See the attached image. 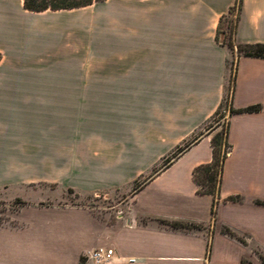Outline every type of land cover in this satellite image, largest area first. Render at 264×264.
<instances>
[{
	"label": "crops",
	"instance_id": "0c3cea01",
	"mask_svg": "<svg viewBox=\"0 0 264 264\" xmlns=\"http://www.w3.org/2000/svg\"><path fill=\"white\" fill-rule=\"evenodd\" d=\"M125 1L97 64L71 60L63 9L0 0V264H77L102 245L115 264H264V58L219 39L237 0ZM235 39L264 43V0H243ZM220 108L215 197L195 171Z\"/></svg>",
	"mask_w": 264,
	"mask_h": 264
},
{
	"label": "trees",
	"instance_id": "16d2710c",
	"mask_svg": "<svg viewBox=\"0 0 264 264\" xmlns=\"http://www.w3.org/2000/svg\"><path fill=\"white\" fill-rule=\"evenodd\" d=\"M96 1H104V0H25V6L28 9L42 11L47 9H73L78 7H84L95 3ZM243 0H237L236 4L230 9V13L232 14L235 9L238 10L236 18L231 25V31L229 34V41L227 45L231 48L234 47V41L236 42V32L237 25L240 19V10L242 7ZM239 56H257L264 58V43H252V44H242L237 43ZM1 59V57H0ZM235 85V74L231 78V86L232 88ZM261 109V105H251L249 107L243 109H233L231 108V113L234 112H242V111H258ZM225 117L224 111L220 108L213 118L206 124L205 129H209V131L215 130L219 125L221 128L216 132V134L212 138L213 144V161L209 164L203 165L196 169L195 178L197 183L200 186V191L203 193H211L215 197H220V188L222 184V174L224 169V162L227 157V153L231 147L229 142V124ZM219 121L218 124L215 125V122ZM204 133V131H200L196 135H194L190 140H188L185 144L178 146L177 149L166 158V163H169L172 158L179 155L181 152L186 150L192 143L197 141L200 136Z\"/></svg>",
	"mask_w": 264,
	"mask_h": 264
},
{
	"label": "rangeland",
	"instance_id": "374dc122",
	"mask_svg": "<svg viewBox=\"0 0 264 264\" xmlns=\"http://www.w3.org/2000/svg\"><path fill=\"white\" fill-rule=\"evenodd\" d=\"M125 2V0H121V4L116 5L113 0L96 1L88 6L63 9L59 12L69 14L71 17V60H74L73 58L76 60L77 52L85 51L87 62L97 64L108 62L111 20L117 13H126L127 6L125 5ZM237 13L238 10L235 9L232 14H228L221 22L219 39L224 44H227L229 41L231 25L233 24ZM235 45H237V43L234 41V46ZM108 88L109 87H107V89ZM231 90L232 86L230 93ZM166 162L167 161H165V163ZM90 202L93 203L92 198L90 199ZM84 258L85 254H82L78 262L83 261Z\"/></svg>",
	"mask_w": 264,
	"mask_h": 264
},
{
	"label": "built area",
	"instance_id": "2783aa9c",
	"mask_svg": "<svg viewBox=\"0 0 264 264\" xmlns=\"http://www.w3.org/2000/svg\"><path fill=\"white\" fill-rule=\"evenodd\" d=\"M116 250L110 246H98L85 253L83 261L78 264H115Z\"/></svg>",
	"mask_w": 264,
	"mask_h": 264
}]
</instances>
